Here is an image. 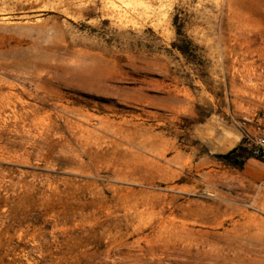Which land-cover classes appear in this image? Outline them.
<instances>
[{"label": "rangeland", "instance_id": "1", "mask_svg": "<svg viewBox=\"0 0 264 264\" xmlns=\"http://www.w3.org/2000/svg\"><path fill=\"white\" fill-rule=\"evenodd\" d=\"M260 138L264 0H0V264H264Z\"/></svg>", "mask_w": 264, "mask_h": 264}, {"label": "trees", "instance_id": "2", "mask_svg": "<svg viewBox=\"0 0 264 264\" xmlns=\"http://www.w3.org/2000/svg\"><path fill=\"white\" fill-rule=\"evenodd\" d=\"M176 22V21H175ZM174 24H176V23H174ZM182 27H181V25H176V30H175V32H176V34L177 35H180V36H184L183 35V33H182V29H181ZM187 50L188 49H186V48H184V49H182V50H180L182 53H185V52H187ZM238 149H239V147H236V148H234L231 152H228V153H226V154H224V155H221V156H219L221 159H224V160H228V162H229V164H231V165H233V166H239L240 164L237 162L236 163V161H235V163H233L232 164V159H231V156H233L237 151H238ZM241 163V162H240Z\"/></svg>", "mask_w": 264, "mask_h": 264}, {"label": "built area", "instance_id": "3", "mask_svg": "<svg viewBox=\"0 0 264 264\" xmlns=\"http://www.w3.org/2000/svg\"><path fill=\"white\" fill-rule=\"evenodd\" d=\"M258 149L254 152V154L257 156L260 152L264 151V139L260 138L257 141Z\"/></svg>", "mask_w": 264, "mask_h": 264}]
</instances>
